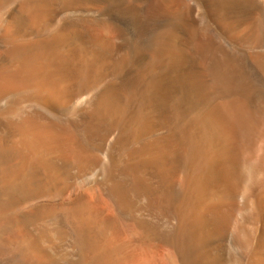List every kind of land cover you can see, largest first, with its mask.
Returning <instances> with one entry per match:
<instances>
[{"label":"bare ground","instance_id":"6f19581e","mask_svg":"<svg viewBox=\"0 0 264 264\" xmlns=\"http://www.w3.org/2000/svg\"><path fill=\"white\" fill-rule=\"evenodd\" d=\"M0 264H264V0H0Z\"/></svg>","mask_w":264,"mask_h":264}]
</instances>
